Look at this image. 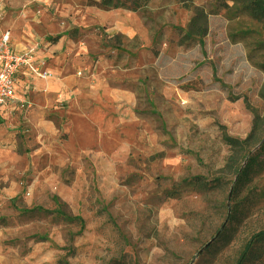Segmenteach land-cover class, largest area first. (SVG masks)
I'll return each instance as SVG.
<instances>
[{
  "label": "rangeland",
  "instance_id": "374dc122",
  "mask_svg": "<svg viewBox=\"0 0 264 264\" xmlns=\"http://www.w3.org/2000/svg\"><path fill=\"white\" fill-rule=\"evenodd\" d=\"M129 12L84 28L74 54L79 77L126 94L105 157L34 162L33 137L16 135L23 160L0 172V190L21 193L0 196V264H238L264 232V169L235 191L224 140L264 139V24L231 0H151L134 22ZM198 178L209 188L188 185ZM251 255L264 264V245Z\"/></svg>",
  "mask_w": 264,
  "mask_h": 264
},
{
  "label": "crops",
  "instance_id": "0c3cea01",
  "mask_svg": "<svg viewBox=\"0 0 264 264\" xmlns=\"http://www.w3.org/2000/svg\"><path fill=\"white\" fill-rule=\"evenodd\" d=\"M77 1L0 0V40L9 33L15 54L34 51L44 69L53 74L43 80L23 69L18 75V101L0 111V172L6 174L11 162L23 160L15 150L19 133L33 137L26 141L27 146H38L25 152L26 158L34 162L49 156L58 164H79L91 151L96 157H105L106 132L111 131L109 123L114 118L111 108L120 113V101L126 94L113 89L101 76L79 77L81 65L74 54L80 51L84 56L79 33L105 23L112 11L87 7L88 13L81 18ZM125 14L126 19L137 21L134 13ZM117 100L119 103L114 104ZM20 101L31 102L32 109L27 111ZM20 193L16 185L0 190V196L11 199Z\"/></svg>",
  "mask_w": 264,
  "mask_h": 264
},
{
  "label": "trees",
  "instance_id": "16d2710c",
  "mask_svg": "<svg viewBox=\"0 0 264 264\" xmlns=\"http://www.w3.org/2000/svg\"><path fill=\"white\" fill-rule=\"evenodd\" d=\"M151 0H88L89 7H95L101 11L110 12L114 10H129L137 12ZM241 7L244 14L253 20L264 24V0H231ZM225 143L230 147L233 154L229 158L228 168L234 169L236 176L235 191L242 189L252 178V173L257 168L264 169V139L257 140L255 130L245 139L225 137ZM260 145V148L251 154L252 149ZM263 157V159H261ZM188 185L198 186L200 189H208L210 185L202 179L189 181ZM264 245V232L256 235L246 246L241 260L238 264L252 262V250Z\"/></svg>",
  "mask_w": 264,
  "mask_h": 264
},
{
  "label": "built area",
  "instance_id": "2783aa9c",
  "mask_svg": "<svg viewBox=\"0 0 264 264\" xmlns=\"http://www.w3.org/2000/svg\"><path fill=\"white\" fill-rule=\"evenodd\" d=\"M23 69L39 79L53 77L51 72L44 69V63L37 59L34 51L23 55L15 54L11 49L10 34L5 33L0 40V111L18 101L17 77ZM20 102L27 111L33 107L29 101Z\"/></svg>",
  "mask_w": 264,
  "mask_h": 264
}]
</instances>
